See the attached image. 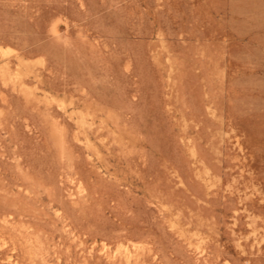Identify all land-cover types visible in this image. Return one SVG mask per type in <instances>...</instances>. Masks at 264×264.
Listing matches in <instances>:
<instances>
[{
	"label": "rangeland",
	"instance_id": "374dc122",
	"mask_svg": "<svg viewBox=\"0 0 264 264\" xmlns=\"http://www.w3.org/2000/svg\"><path fill=\"white\" fill-rule=\"evenodd\" d=\"M0 264H264V0H0Z\"/></svg>",
	"mask_w": 264,
	"mask_h": 264
}]
</instances>
